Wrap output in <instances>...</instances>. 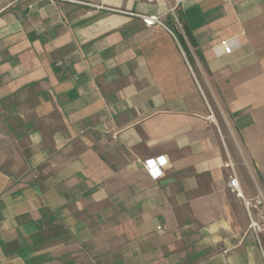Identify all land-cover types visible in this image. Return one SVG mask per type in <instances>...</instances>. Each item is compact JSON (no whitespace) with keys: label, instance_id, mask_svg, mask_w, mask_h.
<instances>
[{"label":"crops","instance_id":"1","mask_svg":"<svg viewBox=\"0 0 264 264\" xmlns=\"http://www.w3.org/2000/svg\"><path fill=\"white\" fill-rule=\"evenodd\" d=\"M228 163L264 196V0H0V264H264Z\"/></svg>","mask_w":264,"mask_h":264},{"label":"built area","instance_id":"2","mask_svg":"<svg viewBox=\"0 0 264 264\" xmlns=\"http://www.w3.org/2000/svg\"><path fill=\"white\" fill-rule=\"evenodd\" d=\"M141 18L147 26L160 24L158 18L155 16H141ZM143 166L149 173L152 172L153 168H157L158 172L157 175L154 176L155 179L160 177L162 174L156 160H146L143 162ZM226 166L231 170V175L227 183L228 189L235 194L237 198L242 200L245 210L249 216L248 229L256 237V239H258L259 234L264 232V196L262 194H258L256 197L251 199L244 198L240 192L233 167L229 163ZM252 210H255L256 212L255 217L251 214Z\"/></svg>","mask_w":264,"mask_h":264},{"label":"rangeland","instance_id":"3","mask_svg":"<svg viewBox=\"0 0 264 264\" xmlns=\"http://www.w3.org/2000/svg\"><path fill=\"white\" fill-rule=\"evenodd\" d=\"M3 2V1H2Z\"/></svg>","mask_w":264,"mask_h":264}]
</instances>
